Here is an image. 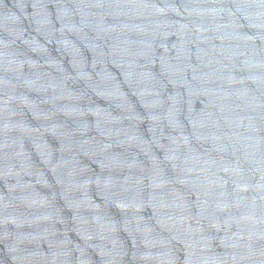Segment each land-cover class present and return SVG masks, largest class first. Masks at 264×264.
Instances as JSON below:
<instances>
[{
	"label": "water",
	"instance_id": "1",
	"mask_svg": "<svg viewBox=\"0 0 264 264\" xmlns=\"http://www.w3.org/2000/svg\"><path fill=\"white\" fill-rule=\"evenodd\" d=\"M0 264H264V0H0Z\"/></svg>",
	"mask_w": 264,
	"mask_h": 264
}]
</instances>
